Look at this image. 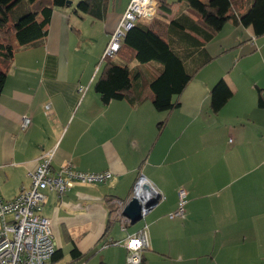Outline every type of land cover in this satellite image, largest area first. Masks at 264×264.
I'll use <instances>...</instances> for the list:
<instances>
[{
  "label": "crops",
  "instance_id": "obj_1",
  "mask_svg": "<svg viewBox=\"0 0 264 264\" xmlns=\"http://www.w3.org/2000/svg\"><path fill=\"white\" fill-rule=\"evenodd\" d=\"M70 1V8L53 11L44 40L16 52L7 71L0 94L2 200L29 188L38 158L54 151V170L71 163L112 177L76 184L61 197L44 192L41 214L61 255L53 264H126L125 239L144 226L141 264H264V108L258 105L264 37L254 38L234 19L204 41L207 30L196 15V2L204 0H166L174 3L169 15L140 22L163 33L192 73L174 98L178 105L153 106L150 64L140 68L143 79L130 100L103 104L94 90L100 59L130 0H96L91 14ZM102 8V18L93 16ZM220 79L232 96L213 113L210 92ZM23 116L30 118L26 130ZM141 176L159 200L138 221L124 217L122 229L117 213ZM180 188L187 192L184 217L170 219Z\"/></svg>",
  "mask_w": 264,
  "mask_h": 264
},
{
  "label": "trees",
  "instance_id": "obj_2",
  "mask_svg": "<svg viewBox=\"0 0 264 264\" xmlns=\"http://www.w3.org/2000/svg\"><path fill=\"white\" fill-rule=\"evenodd\" d=\"M68 1L0 0V94L16 52L40 44L47 35L53 11L70 8L72 5H68ZM95 1L79 0L74 9L91 14ZM156 1L159 3V12L169 15L174 3ZM196 6L200 9L196 13L198 20L207 30L204 31V41L211 40L227 21L234 19L243 27L250 28L254 38L264 37V0H204L203 5L196 2ZM101 12L93 16L100 19L104 14L103 8ZM100 63L103 68L94 83V90L103 104L114 100H130L135 83L143 79L140 68L145 64H150L156 73V77L146 83L155 108L174 109L178 105L174 98L182 93L192 77V73L185 71L182 60L171 49L163 33L140 20L124 34L115 58ZM132 63L136 65L131 67ZM258 92V105L264 108V93ZM231 96V90L220 79L210 92L212 112L217 113ZM158 127L161 130V125ZM76 253L74 249L71 255L76 257ZM60 257L57 252L52 260L57 261Z\"/></svg>",
  "mask_w": 264,
  "mask_h": 264
},
{
  "label": "built area",
  "instance_id": "obj_3",
  "mask_svg": "<svg viewBox=\"0 0 264 264\" xmlns=\"http://www.w3.org/2000/svg\"><path fill=\"white\" fill-rule=\"evenodd\" d=\"M159 12V3L156 0H130L123 13L116 30L110 35L109 41L102 53L100 61L113 60L119 51L124 34L138 20H151ZM79 87L78 92L83 93ZM43 110L51 114L48 104ZM30 125V118L23 116L21 128L26 130ZM54 151L42 153L38 158L36 169L30 174L29 188H20L17 196L10 201L2 200L0 196V264H53L52 258L56 246L52 239L50 220L42 216V205L45 200V191L53 192L61 197L65 192L79 183L100 184L111 179L109 172L85 173L77 171L71 163H66L58 170H54L51 161ZM145 179L140 177L134 187L132 197L141 198V217L143 218L153 207L144 204L159 200L160 194L153 187L150 190L143 188ZM187 204V192L180 188L177 191V208L168 214L170 219L183 218ZM121 228L124 229L129 220L122 217ZM148 230L144 226L137 233L125 239L126 264H141L142 252L148 247ZM116 245L117 243H112ZM84 264V263H81Z\"/></svg>",
  "mask_w": 264,
  "mask_h": 264
},
{
  "label": "water",
  "instance_id": "obj_4",
  "mask_svg": "<svg viewBox=\"0 0 264 264\" xmlns=\"http://www.w3.org/2000/svg\"><path fill=\"white\" fill-rule=\"evenodd\" d=\"M70 4H71V1H68V5ZM140 201H141V198L132 197L130 201L126 204V206L123 208V210H121L122 216L130 219L133 222L141 219L140 212L142 208V203ZM156 204H157V201H154L152 203L144 204V206L147 207L148 205H150L153 207Z\"/></svg>",
  "mask_w": 264,
  "mask_h": 264
},
{
  "label": "rangeland",
  "instance_id": "obj_5",
  "mask_svg": "<svg viewBox=\"0 0 264 264\" xmlns=\"http://www.w3.org/2000/svg\"><path fill=\"white\" fill-rule=\"evenodd\" d=\"M75 1H78V0H75Z\"/></svg>",
  "mask_w": 264,
  "mask_h": 264
}]
</instances>
